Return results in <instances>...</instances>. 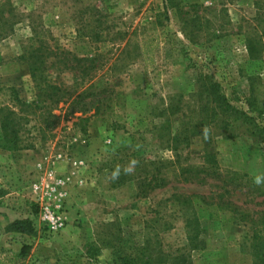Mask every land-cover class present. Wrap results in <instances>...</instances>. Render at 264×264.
<instances>
[{
    "label": "rangeland",
    "instance_id": "obj_1",
    "mask_svg": "<svg viewBox=\"0 0 264 264\" xmlns=\"http://www.w3.org/2000/svg\"><path fill=\"white\" fill-rule=\"evenodd\" d=\"M11 2L26 21L0 39V109L19 111L16 97L36 99L21 59L30 20L43 27L51 49L97 58V76L113 68L124 97L84 117L65 118L60 104L52 132L42 131L40 113L29 115L21 137L30 149L0 147V260L26 252L19 264H121L123 257L254 264L255 245L264 239L256 221L264 213V0ZM95 8L113 27L99 43L79 23ZM251 40L261 41L255 57ZM62 70L55 63L49 78L69 88L72 75ZM204 78L219 84L249 122L227 126L222 115L211 117ZM165 107L170 112L161 114ZM208 154L221 173L246 176L257 192L243 187L224 198L228 207L217 208L221 183L181 176V167L200 168ZM149 174L167 185L143 193L141 178ZM20 221L31 223L25 233L13 229Z\"/></svg>",
    "mask_w": 264,
    "mask_h": 264
},
{
    "label": "trees",
    "instance_id": "obj_2",
    "mask_svg": "<svg viewBox=\"0 0 264 264\" xmlns=\"http://www.w3.org/2000/svg\"><path fill=\"white\" fill-rule=\"evenodd\" d=\"M96 11V14L94 13ZM28 18V17H27ZM26 18L23 14L16 11L11 0H0V39H5L12 34L17 25ZM26 21V20H25ZM79 23L85 34H90L95 42H104L105 36L112 32V23L108 17L100 13L99 10L93 9V16L89 18L79 17ZM32 28V36L29 39V44L24 47L21 59L27 61L32 77L35 83L36 99L28 104L16 97V105L20 107L16 111L10 107L1 108L2 113L0 121V147L8 151H18L30 149L31 144H25L21 137L22 127L28 121L29 115H38L44 117L42 124L44 132H52L61 122V116H56L53 111L60 104L66 106L64 116L75 117L76 114H81L84 117L94 111V115H99L103 111L119 106L124 94L117 90V86L121 85V81L113 80L115 70L110 68L103 75L97 76L98 72L103 69L97 65V58H78L71 52L59 51V49H51L49 40L43 34L45 30L34 20H30ZM261 41L251 40L248 42V51L252 57L260 52ZM49 51V53H47ZM55 57L54 62L60 65L62 72H67L72 75V84L69 88L63 85L52 82L49 78L48 71L55 66V63L50 64V57ZM50 64V65H49ZM112 69V70H111ZM103 71V70H102ZM111 72V73H110ZM202 95H204L205 106L212 112L211 117L222 115L224 123L227 126L233 125L236 121H247L250 118L242 111L234 108L227 102L226 98L220 93V86L213 83L207 78L203 79ZM170 108H163L161 114L169 113ZM44 111V112H40ZM212 121V119H211ZM264 135V130L261 131ZM180 137L176 136L173 141L179 143ZM179 151L180 146L175 148ZM202 160H205V165L200 168L189 166L188 168L181 167V176L186 182L198 183L205 185L209 181L221 183L219 200L214 203L217 208L228 207L224 198L232 195V192L243 187L248 188L246 191L257 192V187L254 184H248L243 177L246 176L233 172L223 174L216 166V163L211 155H205ZM141 189L143 193L148 190L165 187L167 184L163 178H158L156 174H149L141 178ZM184 198V197H183ZM193 197H187V203L192 204ZM263 213V212H262ZM241 216V215H240ZM246 219V218H245ZM259 224H263L261 232L264 233V213L257 218ZM255 219H252L254 221ZM194 221L198 223L197 218ZM31 225L28 221H20L13 225V229L18 232H26V226ZM31 229V227H30ZM264 239L259 240L255 245V263L264 264ZM260 245V246H259ZM13 258L10 263L0 260V264H19V260L27 255V253L12 254ZM121 264H155L151 258L145 257L143 261L138 258H122ZM160 264H164L161 262Z\"/></svg>",
    "mask_w": 264,
    "mask_h": 264
},
{
    "label": "clouds",
    "instance_id": "obj_3",
    "mask_svg": "<svg viewBox=\"0 0 264 264\" xmlns=\"http://www.w3.org/2000/svg\"><path fill=\"white\" fill-rule=\"evenodd\" d=\"M255 183H256L257 185H259V184L261 183V180H260L259 177L256 178Z\"/></svg>",
    "mask_w": 264,
    "mask_h": 264
},
{
    "label": "built area",
    "instance_id": "obj_4",
    "mask_svg": "<svg viewBox=\"0 0 264 264\" xmlns=\"http://www.w3.org/2000/svg\"><path fill=\"white\" fill-rule=\"evenodd\" d=\"M45 217H46V220L51 221V219H50V217L48 216L47 213L45 214Z\"/></svg>",
    "mask_w": 264,
    "mask_h": 264
}]
</instances>
